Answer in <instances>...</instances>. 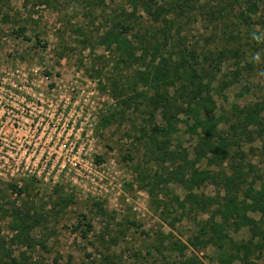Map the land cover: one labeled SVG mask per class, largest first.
<instances>
[{"label":"rangeland","instance_id":"1","mask_svg":"<svg viewBox=\"0 0 264 264\" xmlns=\"http://www.w3.org/2000/svg\"><path fill=\"white\" fill-rule=\"evenodd\" d=\"M179 2L156 23L134 0H0V68L36 65L53 86L79 75V87L105 98L90 178L25 179L22 195L0 182V239L19 264H242L246 254L264 264V216L249 209L250 190L264 189V0ZM121 31L128 46L106 44ZM196 113L214 125L216 146L195 165L209 177L201 184L157 149L167 141L169 153L181 145L194 159L205 135ZM171 169L187 182H163ZM231 198L244 212L225 222ZM24 202L48 213L30 245L11 229ZM245 217L258 233L236 229Z\"/></svg>","mask_w":264,"mask_h":264},{"label":"built area","instance_id":"2","mask_svg":"<svg viewBox=\"0 0 264 264\" xmlns=\"http://www.w3.org/2000/svg\"><path fill=\"white\" fill-rule=\"evenodd\" d=\"M79 80L53 86L56 79L27 62L0 68V182L92 176L89 153L105 98Z\"/></svg>","mask_w":264,"mask_h":264},{"label":"trees","instance_id":"3","mask_svg":"<svg viewBox=\"0 0 264 264\" xmlns=\"http://www.w3.org/2000/svg\"><path fill=\"white\" fill-rule=\"evenodd\" d=\"M180 0H166L165 3H161L160 0H134L135 7L141 9L144 13H146L149 18L153 22H160L165 21L167 14L171 13L172 8L174 6L180 4ZM108 36V37H107ZM106 44L111 46H116L118 48H123V46L126 45L125 39L122 36V31L118 32L114 35H106ZM165 74H163L160 70L156 72L155 77L158 79H163ZM158 82V80H156ZM256 108V107H255ZM257 109H259L257 107ZM192 110V109H191ZM260 110V109H259ZM194 113V110H192ZM253 115H248V119L252 120ZM176 121H178L177 117L174 118ZM109 122V117L104 116L102 117L100 121L101 126H106ZM195 123L196 127H202L204 134L202 135V138L197 143L195 147V157L194 159L189 158V153L185 148H182L181 145H179V148L174 151L173 153H169L167 150V141H159L157 143V149L159 150L160 157H163V160H168L167 158H170L171 161L180 160L182 163V167L184 169L187 168V166H190L192 168V174L190 177V180L192 182H196L197 184H201L203 181L207 180L209 177L208 175L201 173L198 169L195 168V165L200 162L203 158H206L208 156V153H216V146L210 142V135L213 134L214 125L210 122V120H204L201 118L199 113L195 114ZM157 130H164L161 129L158 126H155L154 128ZM177 131V127L175 124H173L172 121L169 122L168 128L166 129V132L168 134H172L173 132ZM222 142L224 143V140L222 139ZM166 153V154H165ZM161 180L165 183L175 182V183H185L187 182L184 173H182L179 170H167L165 174L161 175ZM25 186V185H24ZM11 188L15 191V194H24L25 189L21 188L18 184L14 183L11 184ZM27 188V186H26ZM254 193L252 195L253 202L251 205H249V209L254 212H261L264 216V189L260 191H254L250 190ZM72 199L71 196H67L66 199H62V201H70ZM244 205V204H243ZM244 209V206H242ZM239 208V205L235 204V201L233 198L229 199L228 202L224 204V207L222 209V215L225 220V222H228L231 217L235 218V216L241 212H244V210ZM246 210V208H245ZM47 212L43 208L42 211H38L35 203L31 202H24L22 205L15 207L12 213V222H11V229L14 232V241L22 243L24 245H30L32 243V237L31 233L34 231L37 227H40L41 224L46 220L47 218ZM236 225V229L239 230L240 228L250 225L252 226V231L255 233L259 232V226L258 223L255 221V219L251 217H245L243 220H236L233 221ZM86 234V233H85ZM220 234V231L218 232ZM224 236H220V239ZM226 236V235H225ZM42 246H44L43 243H41ZM185 245H183L184 247ZM248 255L246 254V259L243 260L242 264H253L252 261H248ZM0 264H19L16 257L13 256V250L10 246L7 247V243L0 239ZM188 264H195L193 261H189Z\"/></svg>","mask_w":264,"mask_h":264}]
</instances>
